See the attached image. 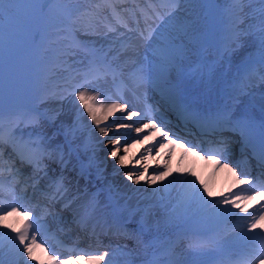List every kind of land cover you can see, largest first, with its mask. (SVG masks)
<instances>
[{
	"label": "snow or ice",
	"instance_id": "1",
	"mask_svg": "<svg viewBox=\"0 0 264 264\" xmlns=\"http://www.w3.org/2000/svg\"><path fill=\"white\" fill-rule=\"evenodd\" d=\"M20 2H25L31 5H34V13L37 16V19L40 20L43 18L45 10L49 8L50 5H53L57 0H0V88L3 86V74H4V62H3V21L5 18L6 6L7 10L11 11L12 5H15ZM104 3L112 7V0H103ZM190 0H159L161 7L164 9L163 14L157 9H153L155 13V18L160 20L161 23L152 27L150 24L146 29H142L139 32V37L145 41L147 47L145 48V53H147L143 58L141 53L135 49L131 44L121 43V47L124 48V54L126 55L128 66L127 68L115 69L111 65L105 70L104 73L96 74L92 80L88 81V84L91 85L95 81L106 76L109 71L113 75V78L117 74L121 76L127 72L128 80L136 88H143L146 85L155 83L157 87L167 86L171 79V73L174 65L178 60L179 49L175 47V39H173V32L169 31V28L177 21V14L180 12L181 8L185 3H189ZM211 2V0H209ZM229 3L234 4H244L248 0H228ZM261 5H264V0H258ZM243 11V9H240ZM260 25L256 29L259 33L258 40H253L250 47L255 49L258 55L249 53L247 59L243 61V68L245 71L253 65H260V82L261 86H264V7L260 10ZM112 12L115 16L119 17V13L116 11L115 7H112ZM144 15V13H141ZM150 16H145V23L150 20ZM139 20H137V25ZM122 27L128 28L127 23L124 22L121 25ZM163 30V31H162ZM110 32H115L116 29L109 27ZM128 31H132L131 28H128ZM168 32V35L165 36L164 33ZM33 39H37L40 36V31L37 29L33 34ZM245 35H254V33H249L245 29L239 28L237 26L230 38L229 43L225 48V55L229 53L234 57L242 49L246 47L244 42ZM156 45L153 47V45ZM148 49H151L148 52ZM251 78H249L248 83H250ZM248 83H244L243 87L239 89V92L243 95H248L247 88ZM84 89V90H81ZM68 95H74L75 99L79 101V105L83 108V112L87 114L92 123L96 126L99 133L102 137L109 136V126H101L103 122H107L110 117L115 113H126V118L133 123H116V129L120 128H132L134 123L139 121L134 120V118L139 117L141 120L147 119L148 123L143 124V128H136L137 133L135 142H143L140 133L145 130H153L151 132V141H156L157 137L160 138L159 146L165 147L163 141H167L168 144L178 145L185 152L191 153L193 156L200 155L201 151L204 152L202 158H207L211 160L212 163L217 167H222L232 174V176L237 180L238 185L248 186L253 183V179L250 176L242 177L237 173L236 168L238 165H233L229 162V150L226 141H221L220 146L215 149H210L204 151L200 148L199 145H194L190 141H182V137L178 133L170 132L165 130V125L163 121L157 122L155 115H149L152 112V109L149 107L147 111L141 113L139 111H128V106L124 103H111L105 105L101 98L100 94H89L87 87L84 84L77 85L73 91L69 92ZM106 99L111 97H105ZM60 99H66V97H60ZM232 101L236 105L237 109L243 105V100L239 94L231 97ZM175 114L178 120H194L198 119L194 115L188 106L184 104L177 103L175 104ZM82 115V114H81ZM259 128V140L260 146L258 150L253 151V158L257 161V167L260 168L259 176V187L264 189V97H262L261 103V114L259 117L249 115L247 112L232 111V105H225V108L217 113V115L210 121H205V123L212 127L213 131L230 125L233 131H239L241 137L247 141H251V136L254 130L257 127ZM143 139H149L148 136H144ZM7 143L12 146V152L19 159L22 165L27 164L33 168V171L36 173H43L47 176L48 165L45 163V159L58 163L61 166V174L56 177L53 181L54 190L51 194V200L64 201V206L70 208L72 201L66 200V194L68 188L65 184V178L63 176V169L67 167L69 161L65 160L63 153L59 155L57 159L54 153H44L38 148H33L35 142H30L25 145V147L31 149V155H25L23 152L18 151L16 145L21 143L17 141L15 137L10 139H4L0 136V162L3 161V145ZM108 143L113 145V149L110 152V157L114 159L120 167H125L131 163V159L126 155H120V146L122 144L121 139H109ZM129 147L126 141L124 142V152L127 153ZM199 149V150H197ZM145 151L151 156L153 148L146 147ZM144 157L141 156L140 159ZM11 159V157H10ZM137 164L140 163L139 160L136 161ZM15 160L12 161V166L9 167V171L13 170ZM91 167V165H89ZM148 165H141L143 171L129 170L124 173L126 179L131 181L133 184L141 183L142 181L150 185L156 184L158 181L165 180L168 176L172 175L166 167L162 166L163 171L155 172L151 176L148 175ZM3 166L0 163V174H2ZM19 173V169H15ZM191 173H189L190 175ZM81 176L85 177V171L81 170ZM86 178V177H85ZM182 183L188 185L192 193L204 204H215V205H231V207L237 208L241 212H247V209L240 207V201L251 200L255 196H259L264 200V191H257L251 187H242L239 188V191L233 192L230 190L229 194H221V198L218 200H205L204 196H211V193L208 190L206 185H201L197 187V180L195 178L188 179L187 176L184 177ZM253 192L254 195H247L246 193ZM95 211V206L91 209H85L86 215H90ZM0 212H3V215H0V225L5 229H11L15 233V236L12 238L13 241H18L17 250L20 252L21 259L26 255L28 260L35 261L36 264H105L106 257L108 256L107 252H103L98 255L83 254L72 256L69 255L66 260H61L57 254H50V247L46 246V241L41 239L38 240V234L45 230V225L41 222V217L36 216L33 219V209L24 208L23 205H8L5 208L0 204ZM51 214V213H49ZM20 216L22 217L21 226L14 227L11 224L6 223L9 216ZM258 220H264V205L261 206V211L258 212L252 218V223L248 224L247 227L249 231L255 232V230L264 227V225L258 224ZM7 235V233H3ZM39 249L44 256L47 257V260H42L39 256L35 255V251ZM251 259H255L257 264H264V243H262L256 250L255 254L251 256ZM0 264H3V261L0 260ZM24 264H27V261H24ZM245 264H249L248 261Z\"/></svg>",
	"mask_w": 264,
	"mask_h": 264
},
{
	"label": "bare ground",
	"instance_id": "2",
	"mask_svg": "<svg viewBox=\"0 0 264 264\" xmlns=\"http://www.w3.org/2000/svg\"><path fill=\"white\" fill-rule=\"evenodd\" d=\"M176 29L178 30V28ZM128 44H130V42ZM143 56H145L144 52H141V57L143 58ZM94 73L95 71H92L90 74L92 75ZM102 79L103 78L95 81L93 88L86 86L87 91L89 94L99 93L100 98L105 105L111 104V101L107 100L102 94V90L104 89V84L101 83ZM116 81L117 80H114V82ZM173 81L186 82L187 85H192L196 82L190 78V73L185 74V79L180 78L177 74L171 73V79L169 82ZM79 84H84V82L82 81ZM226 85L228 84L226 83ZM140 102V99L134 100L131 106L137 107ZM63 108L66 109L63 111L64 113L61 112V114L59 113V116L52 117V122L62 127L63 137H66L68 140L71 139L72 142L68 141L70 145L66 150L69 155L66 154L65 150H62L61 152H55L54 150L51 152L50 149H46V153H54L57 159L59 158V155L63 153L65 160L69 161L67 167L63 169V173H75L82 177L81 170L83 169L85 171L86 178H82L86 180V187L89 188V192H82L80 196H87L88 202L91 206H95L98 215L113 211L130 221L135 226H138L140 234L145 235L150 232L161 230H163L164 233L171 232L176 227L186 223L184 221L175 222L174 216L178 218L181 210L178 206H172L175 202L184 204V198L188 195H191V198H196L190 187L182 183L185 176L190 179L189 177L192 175L193 178L197 180V184H207L206 186L208 187L211 196L214 195L217 200L221 198V194H229L230 190L236 192L239 191V188L249 187L238 185L237 180L227 171L223 177L215 179L213 168H209L211 163L210 160L206 159L204 162H201L192 158V156L188 157L183 155L180 150H171L169 148L170 146L166 144L165 147H160L159 137H157L156 141L150 142V140L146 141V139H143L144 136L140 135L143 142H138L141 146L135 150L134 144H137V142H135L137 133L131 128L127 130H125V128H120L117 130L115 126L113 130L109 131L108 137H102L96 126H93V123L87 114L83 112V108L79 105V101L75 99L74 95L70 97L69 102L64 104ZM61 119L65 120V122H59ZM125 121L133 122L129 120ZM121 122L125 123L123 121L118 123ZM126 131V138L122 140L119 154L129 157L131 163L125 167H120L117 165L116 161L110 157L113 145L108 143V140L112 139L110 138L111 134L114 133L117 135L122 132L125 133ZM184 133L186 132L181 131L178 134L184 135ZM52 136L57 137L58 135L46 134L45 138L41 139L48 145L53 146L54 142H57L55 144L59 146V144L62 143V138L57 139ZM125 141L128 145H131L127 153L124 152ZM146 147L153 148L151 156L145 151ZM141 156L144 158L140 159ZM137 160L140 161L139 164L136 163ZM144 164L149 166V176L155 172L163 171L162 166L164 165H166L168 171L172 173V175L168 176L165 180L158 181L156 184L152 185L143 181L138 184H133L126 179L124 175L125 172L129 170L143 171L141 165ZM89 165H91V167H89ZM50 166L51 168H47V173H50L51 170H57L58 174L61 173V166L58 163H51ZM189 173L191 174L189 175ZM212 176L214 177L213 181H217L216 185L207 182ZM9 177L13 178V173H10ZM214 186L216 188H213ZM246 194L254 195L253 192H248ZM211 196L207 195L204 197ZM259 198V196H255L251 200H243L239 203L240 205H248L249 207H259ZM135 201L137 204H134ZM220 210H222L220 206L208 205L205 206L202 213L205 217L214 216V218H216L218 217ZM1 213L3 215V212ZM188 213L189 211L184 212L187 216L181 219H190L192 213ZM237 213V208L232 207L220 218L227 217L230 219V217H234ZM13 218L17 219L19 222L16 227H20V222L22 220V217L20 216L13 215L11 218L7 219L6 223H9ZM127 220L125 221L127 222ZM3 232H5V229L0 225V236H2L0 239V260L3 261V264H24V261H27V264H36L35 261L28 260L26 255L21 259L20 252L15 246L18 245V241H13L12 239L15 236L14 232L11 231L8 235H3ZM250 240L254 239L251 238ZM230 245L231 244H227L226 246L221 245V247L229 248ZM126 250L129 254L128 264H135L138 250L133 247H128ZM193 252L194 251L187 254L191 255ZM207 254L208 253L203 251L200 256L202 257ZM254 254L255 253L251 254V256ZM35 255L39 256L42 260H47V257L44 256L39 249L35 251ZM244 261L243 257H240L234 260L232 264H238ZM188 262L189 261L185 259H178V257L163 255L162 260L157 262V264H188ZM105 264H125V262L123 257L115 256L108 258L107 256Z\"/></svg>",
	"mask_w": 264,
	"mask_h": 264
},
{
	"label": "rangeland",
	"instance_id": "3",
	"mask_svg": "<svg viewBox=\"0 0 264 264\" xmlns=\"http://www.w3.org/2000/svg\"><path fill=\"white\" fill-rule=\"evenodd\" d=\"M76 1L77 0H72L71 7L67 8V18L63 20L64 29L62 30V32L64 34L59 33L58 37L62 38V39L58 40V44L66 41V36L69 35V32H68L69 29L74 28L76 26H78L79 29H82L85 26H88V24H89V17H88L87 11L83 7V4H82L84 1H88V0H78V4ZM194 3H195V1L193 2L192 0H190L189 3H185V5L182 8L183 10H180V12L177 14V20L178 21H176L175 26L172 27V31L181 39L186 34L185 30H187V28L182 27L183 23L187 22L191 25V21H193L195 24L197 22L195 20L197 19L198 15L202 12V6L199 8H196ZM10 7H11V12L9 10H6V11L10 12L14 15L16 14L15 12H17L19 14L20 10H21V12H28L30 9L29 6H27V5L26 6L25 5L24 6H18L17 4H15V5H12ZM7 8H8V6H6V9ZM225 8H226V4H225ZM57 19L59 21H61L63 18H59V16H57ZM25 24H26V22L24 20H22V21H20L19 25L21 27H25L24 26ZM101 28H102V26H101ZM176 28H178V30ZM9 29H13V28H9ZM105 29H106L105 27L103 29H100V30L97 29L94 34H90L89 30L85 31V32H79V34L81 33V35L84 38H86L87 40H90V43L101 45V49H103V51H114L113 50L114 44L110 43L111 40L113 39V37L108 35L107 34L108 31H105ZM73 35H74V32H73ZM246 36L250 38V40H249L250 45L253 42V40H256L251 35H246ZM131 38H133V37H131ZM100 43H102V44H100ZM128 43H129V41L127 42V44ZM78 44L79 43H77V46H78ZM92 44H90V46H92ZM61 47H65L66 49L62 50L60 48V50L62 52L60 60L66 59V62H68V59H70L72 62L76 56L79 59L78 56H81L82 53H84V52H81L80 49L76 48V45H72V43H71V45L62 43ZM82 49L86 50L85 47H83ZM123 51H124V48H123ZM117 52L119 54H121L120 50H116L113 53L109 54L108 57L112 56V57L117 58ZM30 54H31V51H30ZM70 71H71L70 69H64L61 72H57V74H53V79H52L51 85L49 87V94L47 97V100H48L47 106L51 107V106H53L52 104H55L56 107L54 108V110H58L60 114H61V112L64 113L63 111L66 110L65 108H63L64 104L66 102H69V101H68V99H63V101H60V97H62V95H61L62 90L60 91V93L57 94L58 85H64L65 82H61V83L57 84L54 81H57V79L62 77V76H65V79H67V80L70 79V77H71ZM22 84H23V88H26V90H27V87H26V84L24 83V81L22 82ZM54 96L57 98H53ZM58 96H60V97H58ZM59 113H58V115H59ZM62 120L63 119L59 120V122H65V120H63V121ZM62 150H64V149H61L60 151L55 150V152H61ZM134 204H137V202L135 201ZM144 249L145 248L142 247V250H144Z\"/></svg>",
	"mask_w": 264,
	"mask_h": 264
}]
</instances>
